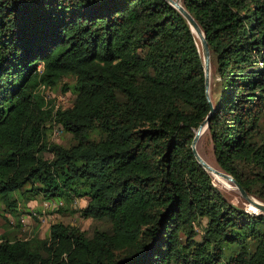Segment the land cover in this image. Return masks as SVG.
<instances>
[{
	"label": "trees",
	"instance_id": "16d2710c",
	"mask_svg": "<svg viewBox=\"0 0 264 264\" xmlns=\"http://www.w3.org/2000/svg\"><path fill=\"white\" fill-rule=\"evenodd\" d=\"M179 4L209 50L210 115L195 35L165 0H0V203L84 199L79 216L106 224L4 231L0 264H264V214L190 148L208 116L217 168L264 202V0Z\"/></svg>",
	"mask_w": 264,
	"mask_h": 264
},
{
	"label": "rangeland",
	"instance_id": "374dc122",
	"mask_svg": "<svg viewBox=\"0 0 264 264\" xmlns=\"http://www.w3.org/2000/svg\"><path fill=\"white\" fill-rule=\"evenodd\" d=\"M196 42L198 48L200 49L197 39ZM213 76V66L209 62V86ZM209 86L208 91L210 88ZM44 94L47 98H52L53 103L61 108H66L68 105H70L72 100V95L69 92L64 94L61 93L59 89L52 91L47 90L44 91ZM55 127L56 126L53 125L45 130L48 139L50 141L67 144L69 142V134L59 130L57 131ZM54 128L56 134L52 133ZM205 129L206 128H204V131L202 130V132L199 134L194 144V149L197 155L207 165H209L213 169L221 171L217 168L214 162L211 143ZM260 129L264 134V117L260 119ZM45 156L48 155L45 154ZM207 173L211 177L212 184L228 201L237 206L244 207L251 213H260L252 207L248 206L246 201L240 196L239 192L231 182L226 181L218 176L212 175L210 172ZM43 202L44 200H41L39 199V197H37L36 199L29 200L27 203L23 204L17 196V193H13L10 196V205L11 207H13L12 205L14 204V212L6 211L5 206L0 203V234L5 231L9 232L10 235L16 234L20 237H44L47 234L48 225L54 221H62L64 223L74 225L80 230L84 231L86 234H90L94 227L106 226L105 222L103 221L93 220L90 218H82L79 216L77 209L84 205V199H76L69 206H67L66 211L63 212H58L56 211V209H44Z\"/></svg>",
	"mask_w": 264,
	"mask_h": 264
},
{
	"label": "water",
	"instance_id": "95a60500",
	"mask_svg": "<svg viewBox=\"0 0 264 264\" xmlns=\"http://www.w3.org/2000/svg\"><path fill=\"white\" fill-rule=\"evenodd\" d=\"M170 6H172L176 11H178L182 17L185 19L186 23L188 24L190 30H194L198 34V38H196L199 42L200 47V54L202 59V65H203V79H204V89H205V96L206 100L209 103V113L212 112V106L210 104L209 96H208V86H209V50L205 41V38L203 36L202 31L200 30L199 26L195 22V20L188 14L187 11H185L179 4V0H165ZM208 121V116L204 118V120L197 126V128L194 131V135L190 142V148L193 153V156L196 160V162L206 171V172H212L215 174L220 175L222 178L226 179L227 181L231 182L233 186L237 189L240 196L246 201V203L252 207L253 209L257 210L258 212L264 214V202H261L257 200L256 198L248 195L243 189L240 188V186L234 181V179L221 171H218L216 169H212L209 165H207L196 153L194 149V144L199 136V134L202 132L204 128H206Z\"/></svg>",
	"mask_w": 264,
	"mask_h": 264
},
{
	"label": "built area",
	"instance_id": "2783aa9c",
	"mask_svg": "<svg viewBox=\"0 0 264 264\" xmlns=\"http://www.w3.org/2000/svg\"><path fill=\"white\" fill-rule=\"evenodd\" d=\"M57 106V105H55ZM57 131L59 130L57 127H55ZM55 128L53 129L52 133L56 134ZM61 205L60 201H53V200H44L43 202V208L45 209H57Z\"/></svg>",
	"mask_w": 264,
	"mask_h": 264
},
{
	"label": "bare ground",
	"instance_id": "6f19581e",
	"mask_svg": "<svg viewBox=\"0 0 264 264\" xmlns=\"http://www.w3.org/2000/svg\"><path fill=\"white\" fill-rule=\"evenodd\" d=\"M192 32H193V34L195 35V37L196 38H198V34L194 31V30H192ZM203 131H204V129H203ZM212 168V167H211ZM213 169V168H212ZM212 175H215V176H218V177H220V178H222L220 175H218V174H215V173H212V172H210ZM222 179H224V178H222ZM224 180H226V179H224ZM227 181V180H226ZM249 206V205H248Z\"/></svg>",
	"mask_w": 264,
	"mask_h": 264
}]
</instances>
